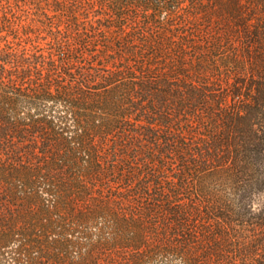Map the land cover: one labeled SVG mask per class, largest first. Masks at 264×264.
Wrapping results in <instances>:
<instances>
[{"label":"trees","instance_id":"obj_1","mask_svg":"<svg viewBox=\"0 0 264 264\" xmlns=\"http://www.w3.org/2000/svg\"><path fill=\"white\" fill-rule=\"evenodd\" d=\"M0 264H264V0H0Z\"/></svg>","mask_w":264,"mask_h":264},{"label":"rangeland","instance_id":"obj_2","mask_svg":"<svg viewBox=\"0 0 264 264\" xmlns=\"http://www.w3.org/2000/svg\"><path fill=\"white\" fill-rule=\"evenodd\" d=\"M76 57L82 59V55L80 54V51H78V53L76 54ZM163 148H164L163 146H159V145H156V146L154 147V149H157V150H161V149H163ZM152 153H153L152 150H146L143 156H144V157H151ZM166 155H167V154H166ZM167 157L172 158V156H171L170 154H168ZM157 158H158V156H157Z\"/></svg>","mask_w":264,"mask_h":264}]
</instances>
